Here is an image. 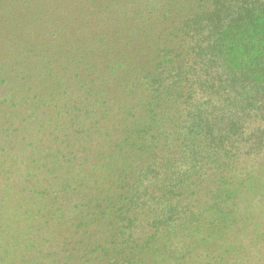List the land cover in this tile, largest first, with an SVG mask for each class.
Here are the masks:
<instances>
[{
	"label": "trees",
	"instance_id": "obj_1",
	"mask_svg": "<svg viewBox=\"0 0 264 264\" xmlns=\"http://www.w3.org/2000/svg\"><path fill=\"white\" fill-rule=\"evenodd\" d=\"M192 9L171 44L159 49L160 62L140 78L138 93L110 119L123 114L121 132L110 128V139L93 141L90 134L109 126L78 130L80 120L72 119L80 115L71 110L61 140H53L58 156L47 143L37 157H26L34 166L21 181L28 186H15L19 201L30 198L25 217L35 231L48 223L61 240H18L27 254L14 247L15 255L5 242L0 264H44L37 257L50 253L38 250L41 241L58 247L57 264H153L138 258L150 248L164 256L159 264H170L162 228H188L219 206L215 190L203 200L208 175L228 159L264 156V0H195ZM82 132L89 136L73 137ZM84 162L98 166L91 185L77 172ZM6 218L0 215V233L14 239ZM192 248L180 241L172 249L185 264Z\"/></svg>",
	"mask_w": 264,
	"mask_h": 264
},
{
	"label": "rangeland",
	"instance_id": "obj_2",
	"mask_svg": "<svg viewBox=\"0 0 264 264\" xmlns=\"http://www.w3.org/2000/svg\"><path fill=\"white\" fill-rule=\"evenodd\" d=\"M194 4L195 0H0V215L7 217L6 228L16 233L14 239L0 233V245L11 242L12 255L14 247L27 254L20 240H61L47 222L48 230L35 231L25 217L30 198L19 201L21 192L15 186L28 168H34L26 157H37L47 143L52 144L51 156H58L53 140H61V124L71 110L80 115L72 119L80 120L78 130L89 132L95 122L109 126L96 135L89 132L93 141L110 139V128L121 132L123 114L114 122L110 119L123 111L126 98L138 93L140 78L160 62L159 49L171 44L170 35L185 23ZM4 154L8 158H2ZM97 167L84 162L77 172L91 185L92 178L97 180L90 176ZM204 184L203 200L209 201L215 190L219 206L197 222L189 221L188 228H162L160 234L170 239V264H183L172 249L180 241L193 244L185 264H264V156L228 159ZM38 243V250L50 255L37 258L57 264L52 253L58 247ZM138 258L159 264L164 256L150 248Z\"/></svg>",
	"mask_w": 264,
	"mask_h": 264
}]
</instances>
